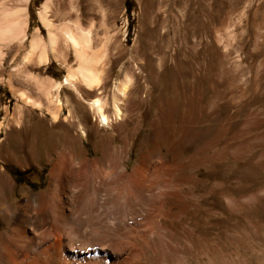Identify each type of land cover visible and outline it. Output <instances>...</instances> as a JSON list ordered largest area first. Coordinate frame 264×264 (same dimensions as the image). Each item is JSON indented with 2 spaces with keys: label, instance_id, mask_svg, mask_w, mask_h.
I'll return each mask as SVG.
<instances>
[{
  "label": "bare ground",
  "instance_id": "1",
  "mask_svg": "<svg viewBox=\"0 0 264 264\" xmlns=\"http://www.w3.org/2000/svg\"><path fill=\"white\" fill-rule=\"evenodd\" d=\"M83 1L45 0L38 12L41 27L46 31L44 38L39 27L28 34L26 6L29 0H0V71L7 53L11 52L9 60L14 62L19 50L25 47L24 42H28L21 66L12 69L5 82L10 93L48 122L44 125L37 121L26 129V115L24 111H17L15 128L5 135L6 141L13 138L8 142L6 159L10 162L12 158H21L41 168L49 166L45 190L40 193L22 190V200L13 198L12 183L0 167V228L5 229L0 231V240L5 238L18 250L14 258L5 255L2 264H29L32 260L27 258L28 252L42 264H192L182 258L184 252L191 255V248L174 242L172 237L177 232L178 238L187 242L188 237H198L193 216L196 218V213L203 211L206 213L204 221L212 222L213 210L218 208L213 204L214 194L218 186L222 191L225 188V183L216 184L207 173L206 166L212 158L198 161L193 153L187 161L174 160L183 130L189 132L194 127L187 107L193 106L196 98L192 94L176 97L174 106L181 109L175 119L179 130L171 138L160 141L173 120L172 103L163 102L161 95L155 93L159 78L165 82L167 71L161 74L165 67L163 60L158 61L159 77L153 83L145 74L144 92H137L131 73L107 90L112 33L108 28L101 31V22L93 20L91 9L87 12ZM222 42L216 37V43L224 47ZM48 54L66 71L63 84L69 93L61 95L58 92L61 83L47 77L38 78L29 71L30 67L47 65ZM15 78L20 79L21 84H14ZM29 84L39 97L29 95ZM200 102L198 99L197 105ZM213 102L207 105L208 112ZM77 105L84 107L82 113ZM137 142V153L133 157ZM85 145H90L93 157L88 156ZM221 153L220 162L225 159L224 147ZM167 156L172 157L171 162L165 160ZM98 169L124 179L125 184L105 186L90 182L89 172ZM146 176L152 178L151 184L141 182ZM199 183L208 187L195 193ZM73 189L80 193V206L94 211L89 217L93 227L99 229L91 230L90 234L97 235L96 241L78 239L73 224L65 223L63 207ZM88 191L95 196L93 205L87 197ZM147 193H150L148 197ZM178 203H182L180 207ZM42 211L52 213L59 231L54 232L46 246L41 236L39 238V228L34 226V217ZM102 211H111L114 218H118L115 227L122 230L107 228L98 216ZM125 211L137 219L133 227L121 218ZM77 213L81 215H77L78 218H87ZM176 223L181 226L173 230ZM31 225L32 228L26 229ZM143 226L145 232L141 230ZM62 227H68L69 231H61ZM58 233L64 236L63 240L56 237ZM132 236L142 238L140 247L130 240ZM192 246L197 249L194 243ZM129 247L132 252L123 254ZM147 250H151L152 255L147 254ZM53 258L60 262H54Z\"/></svg>",
  "mask_w": 264,
  "mask_h": 264
},
{
  "label": "rangeland",
  "instance_id": "2",
  "mask_svg": "<svg viewBox=\"0 0 264 264\" xmlns=\"http://www.w3.org/2000/svg\"><path fill=\"white\" fill-rule=\"evenodd\" d=\"M44 1L29 0L26 6L28 34L38 27L42 28L38 12ZM83 5L87 12L91 9L95 22H101V31L108 28L112 33L113 49L107 90L131 73L137 92H144L145 74L153 83L159 77L158 61L163 60L165 67L161 74L167 71L165 82L159 78L160 85L155 93L161 95L163 102L172 103L173 120L168 131L159 138L160 141L171 138L179 130L175 119L181 109L174 106L176 97L192 94L196 98L193 106L187 107L192 114L194 127L189 132L181 131L184 135H181L182 139L179 138L174 160L187 161L193 153L198 161L212 158V162L206 166L209 168L206 169L207 173L216 184L221 181L225 183V188L222 191L218 186L214 194L213 204H217L218 208L213 210L212 222L204 221L206 213L203 211L196 213V218L193 216L200 234L198 237H188L189 243L180 240L178 232L172 237L174 242L191 248V255L184 252L182 258L192 264H197L195 261L198 264H264V0H100L99 3L84 0ZM41 35L46 38L43 28ZM216 37L222 39L224 47L216 43ZM27 44L24 42L25 47ZM25 47L19 50L12 63L9 60L11 52H8L0 71V167L9 176L11 193L16 200H22V190L43 192L49 168L48 165L38 167L21 158H12L10 162L6 159L8 142H12L13 138L6 141L5 135L9 129L15 128L17 111H24L26 129L37 121L48 124L46 118H42L32 107L23 105L6 86L8 73L21 66ZM48 55L47 65L30 67L29 71L38 78L47 77L61 83L58 89L61 95L69 93L70 90L63 84L66 71ZM19 80L15 78L14 84H21ZM27 88L31 97H39L31 84ZM198 99L200 105H197ZM211 101H214V106L208 112L206 108ZM83 108L77 105L79 113L83 112ZM138 143L133 149V157L137 153ZM222 147L225 148V159L220 162ZM85 149L88 156L93 157L90 145H85ZM165 160L171 162L172 157L167 156ZM91 172L88 174L90 182L97 181L105 186L109 183L116 186L125 184L124 179L108 171L98 169ZM150 181L152 178L146 176L141 182L149 184ZM206 187L208 185L199 183L194 192ZM71 192L63 207L65 223L67 226L73 224L78 239L96 241L97 235L90 234L91 230L98 228L93 227L89 217L94 211L84 210L80 206L77 189ZM149 195L147 193V197ZM221 196L225 198L221 199ZM87 197L91 202L95 199L91 191H88ZM181 204L178 203V207ZM77 212L90 219L78 218L81 215ZM98 216L107 228L122 230L115 227L118 218L116 220L111 211H102ZM121 218L131 227L137 223V219L128 211ZM34 222L44 246L52 241L54 232H59L50 211L36 215ZM176 224L173 230L181 226ZM32 227L26 226V229ZM1 230L5 231L2 227ZM65 230L69 231V228L61 231ZM141 230L145 232L146 227L143 226ZM56 237L64 239L61 233ZM130 238L137 248L141 246V237ZM192 243L197 246L196 250L201 256ZM17 252L5 238L0 240V264L5 262V255L14 258ZM103 252H100L101 255ZM131 252L129 247L122 253ZM146 253L152 255L151 250ZM27 258L32 260L29 264H42L39 258L33 257L32 252L27 253ZM53 259L60 262V259Z\"/></svg>",
  "mask_w": 264,
  "mask_h": 264
}]
</instances>
